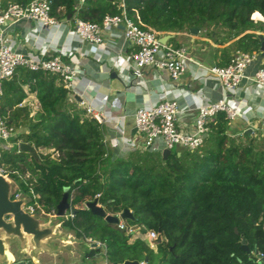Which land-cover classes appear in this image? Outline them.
Segmentation results:
<instances>
[{
  "label": "trees",
  "instance_id": "1",
  "mask_svg": "<svg viewBox=\"0 0 264 264\" xmlns=\"http://www.w3.org/2000/svg\"><path fill=\"white\" fill-rule=\"evenodd\" d=\"M29 1L0 0V8ZM49 1L50 15L71 22L100 23L105 14L124 10L141 28L173 32L167 42L174 46L180 45L177 32L197 27L212 40L216 65L227 64L235 50L259 51L258 34L264 35V22L250 18L264 17V0ZM28 92L38 101L32 115L19 106ZM68 94L57 74L18 66L2 82L0 98V115L16 130L0 162L14 171L23 193L38 195L45 211L56 210L65 188L74 212L60 227L82 244L84 238L103 242L108 264L144 258L147 264H264V257L256 261L240 248L244 238L249 250L264 255V144L229 133L225 113L218 111L196 149H171L165 158L134 149L115 157L103 124L85 116ZM20 142L35 154L16 151ZM92 200L110 213L129 209L131 218L124 222L140 233L154 230L155 249L139 236L129 241L115 223L84 206Z\"/></svg>",
  "mask_w": 264,
  "mask_h": 264
},
{
  "label": "built area",
  "instance_id": "2",
  "mask_svg": "<svg viewBox=\"0 0 264 264\" xmlns=\"http://www.w3.org/2000/svg\"><path fill=\"white\" fill-rule=\"evenodd\" d=\"M83 1L76 0L78 4ZM49 10V0H30L25 5L10 2L5 8H0V98L2 82L10 78L16 67L22 66L32 71L41 70L57 74L61 79L62 86L69 92V101L74 102L77 107L82 109L85 116L94 118L101 124L108 117H115L114 112L120 107L113 104L117 97L116 94L111 98L103 93L96 92L94 94L104 106L112 108V114L106 118L101 111L95 110L90 99L76 91L75 81L80 78L81 72L78 69L77 61L74 62L71 59L73 53L71 47L83 57L91 54H106L112 57L110 59L112 66L117 69L125 68V79L130 82L134 81V84L146 85L145 79L142 77V70L148 67L156 73L157 79H159V72H164L171 81H176L188 70L193 79L203 76L218 85L220 96L217 98L200 96L197 100L193 98L192 94L180 92L171 97L162 96L154 103L142 102L136 106L133 112V126L136 135L140 138L139 143L126 139L122 134L118 135L114 138L112 151L115 157L134 149L159 152L160 154L164 149L171 150L178 147L189 150L196 149L202 144V140L207 134V122L211 121L218 111L225 113L229 124L236 116L246 115L251 110L249 104L246 103L244 106L239 104L240 90L244 82H249L250 90L261 91L264 89V62H259L252 70L247 71L248 66L258 59V54L260 52L263 54L260 50L250 52L235 50L227 64L205 65L193 57L184 45L174 46L166 41L161 42L159 38L163 34L149 27H139L126 16L124 10L119 14H105L100 23L79 18L74 19L70 35H73L81 44H87V48L81 50L76 46H68V48L61 49L57 42L59 39L58 30L62 23L50 15ZM250 18L253 21L264 22V17H253L251 14ZM18 19L30 20L35 23L33 30L28 29L24 35L25 38L31 40L32 50L27 53L15 48L14 41L8 33L10 22ZM118 41H120L119 44ZM125 48L128 49L123 53ZM50 49L53 53H50ZM86 85H90V82ZM190 115L194 116L193 131L187 132L182 129L179 119ZM15 132V128L6 125L0 115V159L1 152L13 146L9 139ZM16 148V151L20 149L18 143H16ZM13 172L6 169L0 162V174L12 182L11 199L23 198L24 201L20 207L29 215L55 218L56 210L45 211L37 201L38 195L31 189H29V193H23L18 182L11 176ZM24 177L27 175L20 176L21 179ZM98 195L97 193L94 197ZM96 204L101 205L97 202ZM66 210L67 212L64 211L62 218L72 215L68 209ZM119 212L107 213L118 217L115 225L124 231L128 240L130 237L134 239L139 236L147 241L150 248L155 249L153 240L156 232L147 229L140 233L137 226L126 224L119 217ZM60 223L56 224L58 228ZM91 242L95 243L97 248L95 253L101 258V264H108L104 243L92 238H84V244L88 248H90ZM249 253L255 257L256 261L264 257L257 250H250ZM29 260L30 264H38L37 259ZM72 264L81 263L74 262Z\"/></svg>",
  "mask_w": 264,
  "mask_h": 264
},
{
  "label": "crops",
  "instance_id": "3",
  "mask_svg": "<svg viewBox=\"0 0 264 264\" xmlns=\"http://www.w3.org/2000/svg\"><path fill=\"white\" fill-rule=\"evenodd\" d=\"M60 21L62 25L58 30V47L64 49L68 48V46H76L81 50L86 49L87 44H81L79 40L73 37V35H70L73 22L69 21L67 18H62ZM34 25L35 23L33 21L25 19H18L14 22H10L8 33L13 39L14 46L17 50L25 53L32 50L31 40L25 38L24 35L28 29L33 30ZM199 33L200 31H198L197 34L199 35ZM167 34H170L169 38L174 35L173 32H169ZM195 35L190 34L189 31L177 32L176 40L177 42H180V45L188 47L190 54L203 62L205 65H216L218 56L216 57L213 46H208V52L202 55L200 50L203 49L201 48L203 46L199 40V37L201 36ZM119 43L120 41H118V44ZM166 43L171 44L170 42H167V40ZM127 49L128 48H125L123 53L126 52ZM71 50L73 52H71V59L74 62L77 61L78 69L81 72L80 78L75 81L76 91L82 93L86 98L90 99L91 102H93L92 105L95 110L101 111L106 118L112 114V108L104 106L103 103L100 102L99 98L95 97L94 94L96 92L101 94L103 93L107 94L110 98L114 94L117 96L116 99H114L113 104L120 107L114 112L115 117H108V119L102 123L105 131L104 140L107 142L112 151L113 144L115 142L114 138L118 137L120 134L128 140H134L133 138L140 139L136 135L133 126V112L136 106L140 105L142 102L154 103L162 96L171 97L180 92L192 94L193 98H196L197 100L200 96H205L206 98H217L220 96L219 88L216 83L203 76L199 79H193L188 70L185 71L178 78V80L171 81L164 72H159V79H157L155 77L156 73L151 68L145 67L142 70V77L145 79L146 85L142 86V83L134 84V81L130 82L126 80V69L122 67L117 69L112 66L110 60L112 57L107 56L106 54H91L83 57L73 47H71ZM50 53H53L51 49ZM259 62H264V52L263 54L261 52L258 54V59L253 64L248 66L247 71L252 70ZM88 82H90V85H86ZM248 84L249 82H244L240 90L239 104L240 106H244L247 103L250 105L251 110L247 112L246 115L236 116L233 120H231L227 131L234 136H240L241 139L244 138V134H246L248 137L254 138V140L258 141L260 144H264V125H261V123H264V89H261V91L258 89L250 90ZM74 98L77 99L76 96H74ZM19 106H26L29 110V115H32L38 109V101L35 94L33 92H28L19 103ZM193 120V115L184 116L179 119V123L181 124L183 130L192 132ZM68 236L69 238H72L70 234H68ZM73 241L68 240L66 242L71 245ZM83 245L86 248L82 250V252H87L89 248L87 245ZM29 248L30 245L27 246V249ZM69 252L72 256L74 253L72 245ZM12 253L14 257L17 256L15 249L12 250ZM49 256L55 258L61 257V255L57 253L47 254L46 252H40L36 255L38 264L44 263L42 260ZM92 257H97V259H95L96 263L93 262L94 264H100L101 258L97 255V253L89 258ZM74 262L81 263L74 258L68 264H72Z\"/></svg>",
  "mask_w": 264,
  "mask_h": 264
},
{
  "label": "water",
  "instance_id": "4",
  "mask_svg": "<svg viewBox=\"0 0 264 264\" xmlns=\"http://www.w3.org/2000/svg\"><path fill=\"white\" fill-rule=\"evenodd\" d=\"M188 31L190 34L195 35L198 33L199 29L197 27H190ZM169 36L170 34H163L159 39L161 42H165ZM258 38L260 40L259 50L264 52V36L258 34ZM18 147L21 150L31 152L32 155L35 154L34 147L27 143L20 142ZM169 153L170 150L164 149L161 152V157L165 158ZM11 190V180L0 174V264H30L29 259L35 261L36 255L40 252H48L50 254L57 253L63 246H58L56 240L63 242L68 239V235L61 232L56 224L62 221L61 218L65 209H68L71 213L74 212V209L69 206L66 199L65 188L56 205V217L52 219L38 215H29L24 212L20 207L24 199H11ZM85 207L94 214L103 217V219L108 222L116 223L118 220L116 215L107 213L103 205L96 204L95 200L87 201ZM119 217L121 219L131 218L130 210L123 208L119 212ZM234 230L236 232V228H234ZM11 241H13L16 246V257H14L12 251L7 247V243ZM28 245H30V249L27 251ZM89 246V250L84 254L85 258L95 255L97 249L95 243L91 242ZM240 248L247 253L250 252L244 238L240 239ZM123 264L147 263L146 258H144L142 263L124 260Z\"/></svg>",
  "mask_w": 264,
  "mask_h": 264
},
{
  "label": "rangeland",
  "instance_id": "5",
  "mask_svg": "<svg viewBox=\"0 0 264 264\" xmlns=\"http://www.w3.org/2000/svg\"><path fill=\"white\" fill-rule=\"evenodd\" d=\"M255 17H259L258 15H256ZM195 36H201V37H199V40H200V42H201V44H202V46L203 47H201V48H203L202 50H200V52H201V54L203 55V54H205L206 52H208V46H213L214 44H213V42H212V40L211 39H208V38H206L205 36H203V35H201V34H196ZM179 44H180V42H178ZM187 49H189L188 47H187ZM195 52H197V51H195ZM137 143H139V139H137V138H133ZM25 174H26V172H25ZM65 211L67 212V210L65 209ZM67 217H64V218H61V219H66ZM59 230L61 231V232H64L65 234H70V236L72 237V238H69V236H68V239L67 240H65V241H63V242H61L60 240H56V242H57V245L58 246H63V247H61V249L57 252V254H60L61 255V257H59V258H55V257H51V256H49V257H47V258H44L43 260H42V262H44V263H42V264H68V263H70L71 261H72V259H74L75 258V260H77L78 262H81L82 264H94L93 262H95L96 263V260L95 259H97V257H92V258H84L83 257V252H82V250H84L86 247L82 244V243H80V240L79 239H77L74 235H73V232L69 229V228H67V227H59ZM132 239V237H130L129 238V241ZM68 240H71V241H73V243H71V245H72V250L74 251V253H73V255L71 256V254H70V252H69V249H71V245H69V243H67L66 241H68ZM66 242V243H65ZM7 247L12 251V250H14V249H16V246H15V243L13 242V241H11V242H9V243H7ZM155 248V247H154ZM60 252V253H59ZM47 254H48V252H46ZM102 261V260H101ZM100 264H101V262H100Z\"/></svg>",
  "mask_w": 264,
  "mask_h": 264
}]
</instances>
